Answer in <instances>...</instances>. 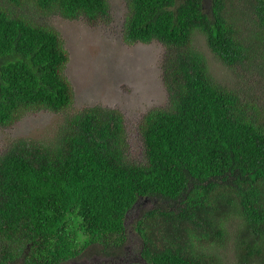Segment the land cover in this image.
Listing matches in <instances>:
<instances>
[{"label": "trees", "instance_id": "trees-1", "mask_svg": "<svg viewBox=\"0 0 264 264\" xmlns=\"http://www.w3.org/2000/svg\"><path fill=\"white\" fill-rule=\"evenodd\" d=\"M237 3L264 35V0H128L125 42L165 46L169 102L140 123L146 162L128 160L124 115L101 105L68 115L53 140H13L0 154V264L122 255L138 206L141 261L128 264H224L215 248L232 223L237 264H264V115L192 47L201 31L224 64L249 59ZM25 5L90 24L110 17L108 0H0V126L74 100L60 32Z\"/></svg>", "mask_w": 264, "mask_h": 264}, {"label": "rangeland", "instance_id": "rangeland-1", "mask_svg": "<svg viewBox=\"0 0 264 264\" xmlns=\"http://www.w3.org/2000/svg\"><path fill=\"white\" fill-rule=\"evenodd\" d=\"M110 17L95 24L84 18L67 19L60 13H42L30 5L18 9L33 19L57 29L69 54L65 70L73 88L72 105L63 112L38 109L26 112L10 126H0V154L20 137L53 140L68 115L83 108L101 105L122 111L127 132V158L134 163H145V150L140 133L143 117L154 109L166 107L169 94L163 82L162 58L165 46L158 42L127 44L123 38L129 14L128 0H108ZM210 5V0H206ZM238 16L243 37L250 46V57L245 62L228 66L210 49L206 36L195 31L192 47L202 52L211 75L218 83L237 91L244 101L256 106L264 115V35L258 34L256 16L247 6L237 3L233 9ZM150 202L142 207L149 208ZM140 206L128 215L130 242L119 256L84 255L70 264H128L141 261L138 240L133 236L132 224ZM229 226L227 243L215 248L224 264H237L233 247V231Z\"/></svg>", "mask_w": 264, "mask_h": 264}, {"label": "clouds", "instance_id": "clouds-1", "mask_svg": "<svg viewBox=\"0 0 264 264\" xmlns=\"http://www.w3.org/2000/svg\"><path fill=\"white\" fill-rule=\"evenodd\" d=\"M211 1V0H210Z\"/></svg>", "mask_w": 264, "mask_h": 264}, {"label": "water", "instance_id": "water-1", "mask_svg": "<svg viewBox=\"0 0 264 264\" xmlns=\"http://www.w3.org/2000/svg\"><path fill=\"white\" fill-rule=\"evenodd\" d=\"M137 204V203H136Z\"/></svg>", "mask_w": 264, "mask_h": 264}]
</instances>
